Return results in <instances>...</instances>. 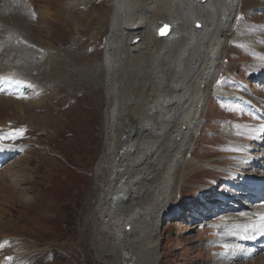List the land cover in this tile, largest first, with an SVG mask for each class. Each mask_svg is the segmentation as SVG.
Here are the masks:
<instances>
[{
  "label": "rangeland",
  "instance_id": "1",
  "mask_svg": "<svg viewBox=\"0 0 264 264\" xmlns=\"http://www.w3.org/2000/svg\"><path fill=\"white\" fill-rule=\"evenodd\" d=\"M255 1L239 6L235 46L225 52L220 80L229 92L211 94L189 149L217 168L192 172L178 207L161 218L159 264H256L263 255L255 252L261 242L245 237L264 192L240 195L249 188L240 174L264 175V0ZM30 5L31 17H24L29 8L0 14V149L19 148L10 156L0 152V263H113V255L97 249L95 220L85 227V211L100 188L94 170L104 149L106 106L96 80L105 79L114 0ZM13 23L30 44L6 30ZM19 51L31 53L28 67L10 65L20 64Z\"/></svg>",
  "mask_w": 264,
  "mask_h": 264
},
{
  "label": "bare ground",
  "instance_id": "2",
  "mask_svg": "<svg viewBox=\"0 0 264 264\" xmlns=\"http://www.w3.org/2000/svg\"><path fill=\"white\" fill-rule=\"evenodd\" d=\"M255 2L114 0L106 40L105 79L96 80L105 90L106 106L104 149L94 170L100 188L90 193L85 211V227L95 220L97 249L115 257L109 264H159L163 257L158 250L161 218L178 207L180 191L192 172L217 168L210 161L194 158L190 148L195 146L194 135L206 118L203 112L211 94L229 92L221 88L220 75L227 66L225 52L235 46L239 6ZM30 3L0 0V14H8L7 8H29L24 16L29 17ZM164 23L172 25L171 32L159 37L158 29ZM17 27L13 23L6 30L29 43L27 36L16 35ZM135 38H139L138 43H133ZM248 45L258 61L259 53L253 51L254 45ZM16 54L22 56L21 52ZM26 54L20 64L10 65L28 67L31 53L29 58ZM17 68L11 72L20 74ZM228 130L224 129L227 136ZM13 151L0 149L6 156ZM240 175L245 179L243 187H249L240 195L264 192V175ZM248 231L247 241L261 242L255 252L263 255L256 264H264V206L249 221Z\"/></svg>",
  "mask_w": 264,
  "mask_h": 264
},
{
  "label": "water",
  "instance_id": "3",
  "mask_svg": "<svg viewBox=\"0 0 264 264\" xmlns=\"http://www.w3.org/2000/svg\"><path fill=\"white\" fill-rule=\"evenodd\" d=\"M165 25L169 26V29H168V31H167L166 33L161 34V33H162V29L164 28ZM171 28H172V25H171V24H169V23H164V24L158 29V36H159V37H166V36H168V35L170 34V32H171ZM138 42H139V38H135L134 41H133V43H138Z\"/></svg>",
  "mask_w": 264,
  "mask_h": 264
},
{
  "label": "snow or ice",
  "instance_id": "4",
  "mask_svg": "<svg viewBox=\"0 0 264 264\" xmlns=\"http://www.w3.org/2000/svg\"><path fill=\"white\" fill-rule=\"evenodd\" d=\"M169 29V26L165 25L164 28L162 29V33L161 34H164L168 31ZM20 131H23V130H20Z\"/></svg>",
  "mask_w": 264,
  "mask_h": 264
}]
</instances>
